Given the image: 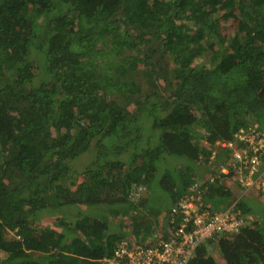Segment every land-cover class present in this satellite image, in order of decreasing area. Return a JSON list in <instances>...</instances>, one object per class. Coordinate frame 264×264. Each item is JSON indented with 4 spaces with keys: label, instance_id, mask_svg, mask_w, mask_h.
I'll use <instances>...</instances> for the list:
<instances>
[{
    "label": "trees",
    "instance_id": "obj_1",
    "mask_svg": "<svg viewBox=\"0 0 264 264\" xmlns=\"http://www.w3.org/2000/svg\"><path fill=\"white\" fill-rule=\"evenodd\" d=\"M253 120L264 121V0H0V264H100L147 223L89 212L125 214L156 188L174 204L191 180L176 181L172 162L208 163ZM232 185L234 173L215 178L210 210L235 202L255 219L186 264H264V200ZM43 209L75 220L45 224Z\"/></svg>",
    "mask_w": 264,
    "mask_h": 264
},
{
    "label": "built area",
    "instance_id": "obj_2",
    "mask_svg": "<svg viewBox=\"0 0 264 264\" xmlns=\"http://www.w3.org/2000/svg\"><path fill=\"white\" fill-rule=\"evenodd\" d=\"M238 144L239 152H233ZM221 149L230 151L232 162L229 164L243 191L264 190V122L249 121L240 127L230 142L221 143ZM236 146V145H235ZM218 151L212 150L208 163L221 158ZM201 159V157H200ZM227 173L226 175H228ZM211 176V175H210ZM207 180L194 178L186 191L170 206V217L165 233L149 242L122 239L111 257H105L100 264H186L199 245L223 233L237 232L246 221L239 218L233 208L217 213L202 206L201 200L209 185L218 176ZM143 188L139 187L130 194L136 200ZM259 191V190H258Z\"/></svg>",
    "mask_w": 264,
    "mask_h": 264
},
{
    "label": "rangeland",
    "instance_id": "obj_3",
    "mask_svg": "<svg viewBox=\"0 0 264 264\" xmlns=\"http://www.w3.org/2000/svg\"><path fill=\"white\" fill-rule=\"evenodd\" d=\"M138 75L140 76V78L143 77L144 72H139ZM260 124H262L264 121H259ZM234 135V134H233ZM233 135L231 136V138H233ZM230 139H220L217 140L214 144H212V149L216 150L219 152V154L222 156L219 159L214 160L215 164L216 162H218V164L215 165H211L209 163H207L203 156H199V160L200 162L194 166V168L192 169H188L187 166L184 164V162L182 160L176 161V162H172L173 164L171 165V168L173 169L172 171L175 172L176 176L175 179L176 181H179L180 179H182V177H187V182L190 183V180L192 181L193 177L195 178L196 176L202 178H208L210 175L211 176H222V175H226L227 173L230 172L231 170V166L229 164H231L232 162V157L229 156V153L231 151V149L228 150H223L221 149L220 144L221 143H227L231 141ZM225 141V142H224ZM208 142L206 140H200L199 142V146L203 148L204 145H207ZM236 145V146H235ZM233 147V152H239L240 149L238 147V144H235ZM218 146V147H217ZM232 152V151H231ZM241 153V152H239ZM218 155V156H220ZM201 157V159H200ZM91 157H88L87 159H81V162L83 163H87L88 161H90ZM167 165V164H166ZM170 166V164H169ZM210 176V177H211ZM218 178V177H217ZM230 186V185H229ZM235 189L233 190V194L235 196L238 197V199H242V198H250L247 197L248 192H242L243 190H241L239 187H234ZM252 193H250L251 195L248 196H256L253 197L252 200L253 203L254 201H259V200H264V192H260L257 191L255 189L250 190ZM142 196H144L147 199V205L144 207L141 206H137L135 209L134 208H127L125 210V214L122 213V211L118 214H115L114 212L119 211L120 209L117 207H112L110 205H101L100 207H102L101 209H94L93 212H89L91 214V217H95L97 219H99L100 217H102L105 220L108 221H112L111 219H113L112 223L114 224V221H123V220H127L130 221V219H136L140 221V216H144V220H146L145 222L147 223L146 226L150 227V229L148 231H146V226H143L145 229L140 228L139 235H134L132 234V232H130L129 230H126L125 235L123 236V239H134V240H138L137 238H139L138 236H143V239H148L151 238H158L160 235L163 234L164 232V224L166 223L167 219L164 221L163 220V215L168 217L169 216V212L167 210V208L171 205L168 199V195L164 192H161L158 188H156L155 190H153L151 193H149V191H144L142 193ZM247 199V200H248ZM202 202V206L204 207H211L212 203L210 202L208 195L207 198H203L201 200ZM140 203V201H137L135 205H138ZM210 205H209V204ZM214 203H218L220 206H224L225 203L222 201H214ZM233 204H231V206H228L227 209L229 208H233L235 205V202H232ZM250 203V202H249ZM40 205V204H39ZM260 207H264L260 206ZM217 211V210H214ZM43 213V217H41L40 222H43L45 224L48 225H52L55 220H56V216L57 215H65L64 220L67 223H71L75 220L74 216L76 215V211L71 210V211H67V209L64 210H51V209H43L42 210ZM217 213H220L219 210L217 211ZM253 217V218H252ZM247 219L249 220H254L255 216L254 215H248L246 216ZM124 222V221H123ZM111 224L113 226L112 230H115L116 227H114V225ZM125 231V230H123ZM132 231V230H131ZM150 241V240H149ZM148 240H146V242H149ZM5 257V254L0 252V260L3 259Z\"/></svg>",
    "mask_w": 264,
    "mask_h": 264
},
{
    "label": "crops",
    "instance_id": "obj_4",
    "mask_svg": "<svg viewBox=\"0 0 264 264\" xmlns=\"http://www.w3.org/2000/svg\"><path fill=\"white\" fill-rule=\"evenodd\" d=\"M206 180H207V179H205V181H206ZM238 186H239V185H238ZM234 187H236V186H235V185H232V188H233V189H235ZM251 190H253V189H251ZM255 190H257V191L259 190V191H260V189H256V188H255ZM260 192H264V190H263V191H260ZM250 193H252V192L249 191L248 194H247V197H250V198L256 197V196H248V195H251ZM252 194H253V193H252ZM256 198H257V197H256ZM206 208H208V209L210 210L211 207H206ZM224 210H226V209H221V210H219V212H223ZM210 211H211V210H210ZM164 229H165V228H164Z\"/></svg>",
    "mask_w": 264,
    "mask_h": 264
},
{
    "label": "flooded vegetation",
    "instance_id": "obj_5",
    "mask_svg": "<svg viewBox=\"0 0 264 264\" xmlns=\"http://www.w3.org/2000/svg\"><path fill=\"white\" fill-rule=\"evenodd\" d=\"M242 192H249V191H242Z\"/></svg>",
    "mask_w": 264,
    "mask_h": 264
},
{
    "label": "bare ground",
    "instance_id": "obj_6",
    "mask_svg": "<svg viewBox=\"0 0 264 264\" xmlns=\"http://www.w3.org/2000/svg\"><path fill=\"white\" fill-rule=\"evenodd\" d=\"M225 142V141H224ZM218 147V146H217ZM169 212H170V210H169ZM170 214V213H169Z\"/></svg>",
    "mask_w": 264,
    "mask_h": 264
}]
</instances>
